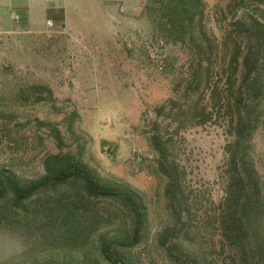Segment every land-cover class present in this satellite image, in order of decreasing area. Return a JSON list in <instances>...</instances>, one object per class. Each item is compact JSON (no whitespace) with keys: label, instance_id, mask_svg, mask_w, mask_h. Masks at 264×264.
<instances>
[{"label":"rangeland","instance_id":"obj_1","mask_svg":"<svg viewBox=\"0 0 264 264\" xmlns=\"http://www.w3.org/2000/svg\"><path fill=\"white\" fill-rule=\"evenodd\" d=\"M66 5L74 34L88 30L85 45L59 34V28L53 33L51 22L45 26L53 15L40 11L32 14V23L48 32L38 39L0 36V170L27 183L44 176L48 156L80 157L101 182L131 190L143 204L144 238L126 255L134 264H171L158 245L172 222L166 179L150 146L157 136L184 176L192 229L183 246L212 248V264H230L216 222L231 130L228 61L240 31L235 22L249 14L264 17V8L243 11L235 0H200L187 27L179 24L169 0H92L89 9L81 0ZM96 9L101 17L93 23ZM203 35L204 51L211 52L208 82L191 95L185 89L202 57L196 45ZM204 110L213 116L199 126L191 116ZM261 110L252 158L264 186V100ZM82 193L80 186L47 192L25 215L11 201L1 204L0 264H107L98 256L97 240L129 232L131 217L113 202L90 204ZM73 226L81 231L75 240L66 233Z\"/></svg>","mask_w":264,"mask_h":264},{"label":"trees","instance_id":"obj_2","mask_svg":"<svg viewBox=\"0 0 264 264\" xmlns=\"http://www.w3.org/2000/svg\"><path fill=\"white\" fill-rule=\"evenodd\" d=\"M169 2L173 3V14L179 24L192 27L200 0ZM235 5L243 11L255 7L260 9L264 8V0H235ZM234 27L240 28V31L228 61L230 76L227 81L228 88L232 91V111L229 117L231 130L230 141L224 147L226 186L217 210V233L222 244L221 252L227 250L230 264H264V186L252 158L253 137L263 124L261 105L264 100V17L249 14L246 20L238 19ZM205 42L206 37L203 35L196 45L198 55L202 53V57L198 56L196 68L185 89L191 95L199 93L208 82L211 52L204 51ZM42 90L47 91L46 88ZM211 93L213 96V92ZM212 116V112L204 110L200 114H192L191 117L194 120L198 118L197 125L201 126L210 122ZM152 139L150 146L159 156L158 172L166 179L164 197L172 222L161 232L158 238L159 248L171 264H212V248L200 247L190 251L183 246L184 242L190 241L192 229L191 213L183 186L184 176L168 160L157 136ZM43 168V177L27 183L21 182L10 171L0 170V205L11 201L13 207L25 215L26 209L34 203L37 204L45 193H56L65 188L74 189L80 186L88 203L113 202L131 217L129 232L97 240L99 258L107 264H134L126 252L142 242L147 220L139 197L129 189L101 182L97 173L77 156H48L44 160ZM66 233L68 238L75 240L81 231L73 226ZM42 264L87 263L80 260Z\"/></svg>","mask_w":264,"mask_h":264},{"label":"crops","instance_id":"obj_3","mask_svg":"<svg viewBox=\"0 0 264 264\" xmlns=\"http://www.w3.org/2000/svg\"><path fill=\"white\" fill-rule=\"evenodd\" d=\"M62 2L63 0H0V36L3 35L6 37L11 35V33H20L24 36L26 35L27 38L32 37L38 39L39 36L48 32V28L44 30H38V28H35L34 23H32V14L40 11L42 14L45 12V14L50 13L53 15L54 19H47L45 22V26L47 25V22L52 23L53 33H56L57 29L59 28V34L66 35L68 38L72 39V41L80 40V43L85 45L87 42H85V40H88V38L84 36L88 30L83 28L77 32V35L74 34V23L68 19V14L70 11H68L66 4L69 2V0H64V2ZM81 2L86 4L87 8L92 6V0H81ZM98 9H96V11L93 13V23H98V17H101L98 14ZM85 15L86 13L83 11V16ZM14 17L19 18L18 22L14 20ZM106 17L108 19V16ZM90 23H92L91 20L89 21V24ZM17 24L19 26L22 25V27H18ZM82 24L83 26L88 24L87 20L82 19ZM75 71L79 72V70Z\"/></svg>","mask_w":264,"mask_h":264},{"label":"built area","instance_id":"obj_4","mask_svg":"<svg viewBox=\"0 0 264 264\" xmlns=\"http://www.w3.org/2000/svg\"><path fill=\"white\" fill-rule=\"evenodd\" d=\"M140 1H142V2H143L144 0H140ZM14 20H15V21H18V20H19V18H18V17H14ZM47 25H48V26H50V25H51V23H49V22H48V23H47ZM136 159H137V161H138V162H140V161H141V158H140V156H139V155H137V156H136Z\"/></svg>","mask_w":264,"mask_h":264}]
</instances>
